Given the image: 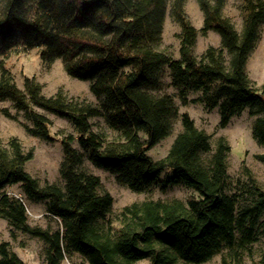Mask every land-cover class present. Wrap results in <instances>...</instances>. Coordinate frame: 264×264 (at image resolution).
Listing matches in <instances>:
<instances>
[{"label":"trees","instance_id":"trees-1","mask_svg":"<svg viewBox=\"0 0 264 264\" xmlns=\"http://www.w3.org/2000/svg\"><path fill=\"white\" fill-rule=\"evenodd\" d=\"M195 1L203 15L201 34L220 36L219 45H208L200 55L194 52L198 31L185 11L186 0H0V100L21 113L32 136L54 139L49 118L38 109L67 119L75 133L60 139L63 185L40 184L25 169L33 149L24 150L16 137L6 144L0 140V218L12 239L22 233L43 242L45 264H60L72 253L88 264L143 259L201 264L223 248L240 264L243 254L251 253L264 212V186L249 189V204L238 209L239 196L227 192L230 146L223 137L205 162L210 136L184 111L167 154L158 160L147 154L171 134L178 116L172 95L163 92L167 86L177 90L182 104L218 107L219 127L247 110L255 117L252 134L264 145V84L255 87L245 69L264 22V0H238L240 30L223 13L227 0ZM167 8L180 30L178 57L160 48ZM30 49H37L47 65L61 60L69 76L88 81L97 103L69 97L62 89L44 95L34 77H24L19 87L5 58ZM190 91L201 94L189 100ZM2 113L19 121L7 108ZM95 117L103 119L110 135L92 129ZM85 157L133 192L182 183L198 196L133 202L112 218V196L98 192V176L79 168ZM255 157L264 163V152ZM167 168L171 176L159 180ZM12 185L19 186L21 196L6 191ZM26 201H44L46 215L58 218L60 227L31 225ZM0 264H24L9 241L0 242ZM222 264L230 263L223 257ZM257 264H264V249Z\"/></svg>","mask_w":264,"mask_h":264},{"label":"rangeland","instance_id":"rangeland-1","mask_svg":"<svg viewBox=\"0 0 264 264\" xmlns=\"http://www.w3.org/2000/svg\"><path fill=\"white\" fill-rule=\"evenodd\" d=\"M185 11L191 24L197 29V41L194 52L200 55L208 45H219L220 36L215 31H209L206 35L201 34L203 15L195 0H186ZM224 15L231 18L237 30L241 29V13L238 0H227L223 9ZM162 32L161 49L169 51L174 57H178L179 33L178 25L170 18L168 8L166 11ZM6 66L9 68L14 81L19 87L23 85L24 77H34L42 85L44 95H52L58 89H62L69 97L80 100L97 103L96 98L89 90V82L69 76L63 67L61 60H56L51 65L44 63L37 49L27 51L11 52L5 58ZM246 73L253 85L260 88L264 84V22L260 25L259 36L255 42L254 48L248 56L246 62ZM163 78L169 82L167 68L164 67ZM163 92L172 95L174 103L178 109V116L174 120V127L171 134L159 141L147 150V154L153 159L163 158L175 137L181 131L180 114L188 112L193 119L194 124L199 129L204 130L210 136L211 150L202 154V159L207 162L211 157L216 142L219 137H223L230 146L226 156L228 186L227 192L236 193L239 196L238 209L242 205L249 204V189L264 186V163L255 157L258 153L264 152V145L257 142L252 134V124L254 116H250L247 110L231 117L229 123L224 127H219L218 107L206 109L201 102H187L182 104L181 98L175 88L167 86ZM201 92H187V99L199 97ZM7 108L10 113L17 114L18 120L7 117L2 113V109ZM50 120V134L53 140H43L28 134L22 124L27 122L21 113H17L9 101L0 100V140L6 144L11 137H16L22 144L24 150L33 149V157L26 162L25 169L35 177L40 184L46 182L63 185L59 175V166L63 159V150L60 143L62 136L73 134L74 129L69 121L49 112H44ZM92 129L94 131H105L109 135L103 119L91 118ZM73 146L80 149L76 142ZM83 171L92 173L99 177L100 186L98 192H108L112 196L111 217L115 218L123 206L133 202L144 200H187L191 196H198L197 192L188 188L182 183L168 186L161 190L159 186H153L142 192H133L126 185L118 182L114 175L108 171L94 166L87 157L79 167ZM172 170L165 169L159 175V180L166 176H171ZM6 191L21 196V190L18 185H12L6 188ZM28 221L31 225L50 227L56 229L60 227L59 219L46 215L45 202H27ZM258 239L251 245V253L243 254L240 264H257L260 255L264 249V212L259 216L255 226ZM9 241L11 249L18 254L24 264H45L44 244L38 238H32L28 235L17 233V237L12 239L9 234L6 221L0 218V242ZM225 257L230 264H235V260L229 255L227 248H223L215 254L210 260L201 264H222V258ZM61 264H88L86 259L78 253L67 255ZM136 264H149L148 259L138 261Z\"/></svg>","mask_w":264,"mask_h":264},{"label":"crops","instance_id":"crops-1","mask_svg":"<svg viewBox=\"0 0 264 264\" xmlns=\"http://www.w3.org/2000/svg\"><path fill=\"white\" fill-rule=\"evenodd\" d=\"M7 223V222H6ZM18 255V254H17ZM22 259V258H21ZM61 264V263H60Z\"/></svg>","mask_w":264,"mask_h":264}]
</instances>
